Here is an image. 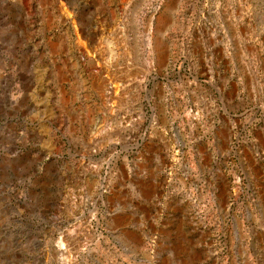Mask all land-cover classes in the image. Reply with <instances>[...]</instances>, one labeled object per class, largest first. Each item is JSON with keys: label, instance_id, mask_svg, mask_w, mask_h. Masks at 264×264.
Returning <instances> with one entry per match:
<instances>
[{"label": "rangeland", "instance_id": "rangeland-1", "mask_svg": "<svg viewBox=\"0 0 264 264\" xmlns=\"http://www.w3.org/2000/svg\"><path fill=\"white\" fill-rule=\"evenodd\" d=\"M0 264H264V0H0Z\"/></svg>", "mask_w": 264, "mask_h": 264}, {"label": "bare ground", "instance_id": "bare-ground-1", "mask_svg": "<svg viewBox=\"0 0 264 264\" xmlns=\"http://www.w3.org/2000/svg\"><path fill=\"white\" fill-rule=\"evenodd\" d=\"M110 94H108V93H106V95H105V99L106 100H109V98H110V96H109ZM112 97V96H111ZM59 247V249L62 247V245H61V247L60 246H58Z\"/></svg>", "mask_w": 264, "mask_h": 264}]
</instances>
